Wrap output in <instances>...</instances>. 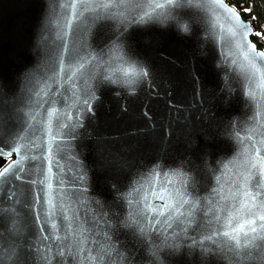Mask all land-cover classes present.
Segmentation results:
<instances>
[{
    "label": "water",
    "instance_id": "water-1",
    "mask_svg": "<svg viewBox=\"0 0 264 264\" xmlns=\"http://www.w3.org/2000/svg\"><path fill=\"white\" fill-rule=\"evenodd\" d=\"M159 2L0 0V264H264V195L215 191L264 184V50L226 0Z\"/></svg>",
    "mask_w": 264,
    "mask_h": 264
},
{
    "label": "snow or ice",
    "instance_id": "snow-or-ice-1",
    "mask_svg": "<svg viewBox=\"0 0 264 264\" xmlns=\"http://www.w3.org/2000/svg\"><path fill=\"white\" fill-rule=\"evenodd\" d=\"M174 2H175V0H167V3L168 4H172ZM150 3H151V6L154 9L155 8H163V7H165V5L163 3H160L159 0H150ZM108 6H111L110 5V2L108 3ZM145 16L148 17V18H150L151 17V13H146ZM143 18L144 17H142L141 19H143ZM259 55L264 56V52L259 53ZM126 74H128V73H126ZM132 74H134V73H132ZM145 75H147V74L145 73ZM0 155H4V152H3V149L2 148H0ZM8 171H9V169L5 168L4 169V172H0V178H3L4 177V173L5 172H8ZM246 180H247V178H245V183H242L240 189H238L236 192H232L231 189H230L229 190V193H230L229 196H225L224 195V191H223V186L222 185L219 188L215 189V191H216L217 195L220 196V199L222 201L223 200H227L229 198H235L237 195H240L242 197H250L254 201L259 196L264 195V184H261V183L258 182L255 185V193H254L252 190H249L248 189V185L246 183ZM48 188H49V190H51V188H52L51 182L48 183ZM153 195L155 196L156 194L153 193ZM158 198L164 199V196L163 195H160ZM48 202H49L50 205L52 204L51 198L49 199ZM186 204H189V200L184 199V196L180 194V190L178 189L177 190V193H176V198L175 199H173V197L169 196L167 198L166 203L164 205H162V206H159L161 208V211L159 212V215L163 216L166 211L172 212V215H170L168 217V220L165 221V223H168L174 217H179V216L185 215V213L182 211V209H183L184 205H186ZM146 207L150 211H152V212H155L156 211V209L155 208H152L151 205H146ZM257 207L260 210L264 211V201H262L261 204H259ZM218 211H223V209L222 208L221 209H218ZM249 211H251V209H249ZM49 214L50 215L53 214L51 208L49 210ZM189 215H191V213H189ZM254 215H256L259 220L264 221V214H261L260 211L256 212ZM215 219H216L217 222H220L221 217L219 215H217L215 217ZM231 219H232V214L229 213L228 214V217L225 218V220H224V222L222 224V227L225 229L222 232V235L225 236V237H228L229 236V231H227V229L228 228H231ZM247 222L250 225H255L256 224V220L255 219H250ZM148 223L150 225H153L152 230L153 231H156L155 224H158L159 223V220L155 221V223H154L151 219H149ZM52 227L55 228L56 226L55 225H52ZM240 227L242 228L243 225H241ZM259 228L260 229H264V224L259 225ZM232 231H236V229H232ZM257 231H258L257 227H255V226L251 227V232L252 233H256ZM236 243L239 244V240H237ZM89 259H92V257H89Z\"/></svg>",
    "mask_w": 264,
    "mask_h": 264
},
{
    "label": "trees",
    "instance_id": "trees-1",
    "mask_svg": "<svg viewBox=\"0 0 264 264\" xmlns=\"http://www.w3.org/2000/svg\"><path fill=\"white\" fill-rule=\"evenodd\" d=\"M254 26V42L264 50V0H226ZM7 160L0 158V169Z\"/></svg>",
    "mask_w": 264,
    "mask_h": 264
}]
</instances>
